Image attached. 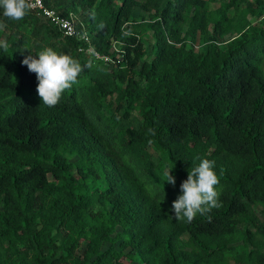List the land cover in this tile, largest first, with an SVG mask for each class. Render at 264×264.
Segmentation results:
<instances>
[{
  "label": "trees",
  "instance_id": "16d2710c",
  "mask_svg": "<svg viewBox=\"0 0 264 264\" xmlns=\"http://www.w3.org/2000/svg\"><path fill=\"white\" fill-rule=\"evenodd\" d=\"M43 2L116 62L0 9V264H264V0ZM46 48L83 68L52 108L21 63ZM202 159L220 207L178 220Z\"/></svg>",
  "mask_w": 264,
  "mask_h": 264
},
{
  "label": "clouds",
  "instance_id": "9594fccd",
  "mask_svg": "<svg viewBox=\"0 0 264 264\" xmlns=\"http://www.w3.org/2000/svg\"><path fill=\"white\" fill-rule=\"evenodd\" d=\"M33 6L30 0H0L3 17L12 21L22 20ZM6 27L5 23L0 22V30ZM98 27L102 29L104 24L101 22ZM8 47L6 41H0V48L7 50ZM21 63L27 66L30 73L36 75V92L48 108L59 103L62 93L77 82V77L83 71L78 61L68 55L58 54L52 48L42 50L37 56L30 54ZM214 166L215 161L202 159L197 167L188 171L187 179L180 184L182 194L171 206L174 218L191 222L197 214L205 215L213 208L220 207L215 189L219 178L213 170ZM165 177L166 183L175 186L171 171L165 172Z\"/></svg>",
  "mask_w": 264,
  "mask_h": 264
},
{
  "label": "built area",
  "instance_id": "2783aa9c",
  "mask_svg": "<svg viewBox=\"0 0 264 264\" xmlns=\"http://www.w3.org/2000/svg\"><path fill=\"white\" fill-rule=\"evenodd\" d=\"M34 5L30 10L34 11L38 15L45 17L50 23L56 26L64 35L74 36L83 41L87 45L86 51L92 54L95 58L102 59L104 61L115 63L111 55L100 54L95 50L91 38L87 33L85 27L80 23L81 27H78L76 15L73 12H69L67 16L60 14L53 8L47 7L43 0H30ZM114 50L117 51L116 58L121 60L122 50L114 45Z\"/></svg>",
  "mask_w": 264,
  "mask_h": 264
},
{
  "label": "rangeland",
  "instance_id": "374dc122",
  "mask_svg": "<svg viewBox=\"0 0 264 264\" xmlns=\"http://www.w3.org/2000/svg\"><path fill=\"white\" fill-rule=\"evenodd\" d=\"M250 1H253V0H250ZM133 14H134V16L138 17L139 16V8H135L134 11H133ZM256 22L260 23L261 21L259 19H257ZM146 35H148V36H146ZM144 37H145V39H144ZM144 37H143V40H144V42L146 44L145 46L148 47L150 45V40H149L150 34L147 33V34H145ZM129 122H130V124H135L137 122V115L136 114L133 115V117L130 119Z\"/></svg>",
  "mask_w": 264,
  "mask_h": 264
}]
</instances>
